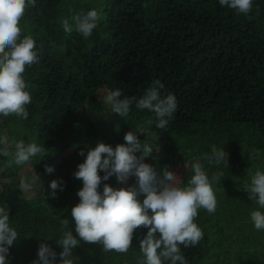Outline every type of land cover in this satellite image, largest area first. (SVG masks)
Returning a JSON list of instances; mask_svg holds the SVG:
<instances>
[{"label":"trees","instance_id":"1","mask_svg":"<svg viewBox=\"0 0 264 264\" xmlns=\"http://www.w3.org/2000/svg\"><path fill=\"white\" fill-rule=\"evenodd\" d=\"M253 3L245 16L221 7L219 0H36L21 27L36 40L41 61L24 74L32 96L28 119L12 118L24 132L38 136L47 154L53 153L47 166L54 172L47 178L42 168L44 192L27 198L19 191V168L10 169L0 156V205L8 206L10 226L19 235L9 249V264H33L44 240L57 253L55 264H62V248L55 240L67 230L65 219L76 235L71 209L80 202L77 192L83 187L73 175L77 166L89 148L98 142L115 148L125 143L129 131L140 141L154 135L166 142L151 146L153 153L144 162L161 174L167 166L183 180L180 186L187 185L194 163H201L209 177L224 173L213 186L216 213L200 209L194 221L203 240L196 247L181 246L188 264H260L258 250L248 254L245 249L262 250L264 236L245 222L255 204L243 190L257 169L264 171V0ZM93 8L101 9L104 20L90 38L75 31L65 34L62 19ZM156 79L165 85L161 95L174 94L178 102L167 131L155 127L153 113L133 103L127 116L117 114L111 129L115 138L109 136L99 123L106 112L104 98L119 89L121 99H139ZM0 121L6 127L4 118ZM221 149L229 168L208 162ZM256 151L259 156L249 159ZM53 180L63 181L64 189L57 190L55 199L50 195ZM104 183L130 187L136 178L118 184L113 176L102 182L101 193ZM144 198L137 197L141 203ZM146 232H137L126 254L106 253L101 245L81 241L73 251L74 264H145L139 242ZM220 236L223 242H234V250L225 243L218 246Z\"/></svg>","mask_w":264,"mask_h":264},{"label":"clouds","instance_id":"2","mask_svg":"<svg viewBox=\"0 0 264 264\" xmlns=\"http://www.w3.org/2000/svg\"><path fill=\"white\" fill-rule=\"evenodd\" d=\"M221 7L235 10L238 15H249L253 11V0H219ZM36 0H0V117H15L27 120V106L32 102L30 85L25 80V72L41 61V51L31 35H24L21 21L26 11L35 7ZM101 14L95 8L80 11L70 20H61L66 35L74 31L83 38L93 35L101 20ZM165 85L153 80L145 89L142 97H122V91L116 89L104 98L111 105L112 112L119 117L127 116L133 103L141 111L147 110L155 116V127L167 131L169 122L174 118L178 102L174 94L161 95ZM2 122V121H0ZM153 124V120L148 121ZM138 132V131H137ZM124 144L111 145L98 142L89 148L86 159L79 164L74 177L83 183L77 192L80 202L71 209L75 222V233L68 229L65 219L63 232L56 244L62 248L59 253L62 264H74L73 251L81 241L101 245L104 252L126 254L133 246L138 231L146 229V235L140 239L139 247L145 257V264H188L181 252L183 248L196 247L204 238L202 229L194 222L200 209L214 215L218 201L214 185L220 184L224 175L218 171L209 177L201 163L192 164L193 175L186 186H180L183 180L170 171L167 166L162 174L152 165L144 162L151 157L153 148L141 142L134 131L124 135ZM136 153H141L137 156ZM79 155L84 156L81 151ZM0 156L7 158L6 166L21 167L30 164L34 158H46L45 147L35 142L26 143L23 139L12 140L0 135ZM259 156V152L248 155L249 159ZM210 165L229 168L227 153L224 149L213 152L208 158ZM45 172L52 174L54 167L45 165ZM103 172L101 176L99 173ZM115 177L118 184H127L130 177L136 183L130 187L113 188L103 181ZM41 183L40 176L21 178L19 191L24 196L35 194V185ZM63 181L50 183L51 197L57 198V190L63 191ZM248 198L258 206L250 213V219L257 231H264V171L257 169L251 175L250 184L244 189ZM143 194L141 203L137 197ZM79 237V239H77ZM19 239L17 230L10 226L9 209L0 205V264H9V249ZM44 240V239H43ZM39 245L38 260L33 264H55L57 253L47 244Z\"/></svg>","mask_w":264,"mask_h":264},{"label":"rangeland","instance_id":"3","mask_svg":"<svg viewBox=\"0 0 264 264\" xmlns=\"http://www.w3.org/2000/svg\"><path fill=\"white\" fill-rule=\"evenodd\" d=\"M98 11L101 14V20L100 22H103L104 20V15L103 12L101 11V9H98ZM103 108L106 110L105 114L99 119V123H101V125H103L104 129H106V132L109 136L113 135V137L115 136L113 130L114 127H116V123L118 120V115L114 114L112 112V109L103 102ZM15 118V117H14ZM14 118L9 117V118H4V121L6 123V127L1 126L0 123V132L2 135L6 134L9 137V140L11 142L12 139L14 140H20L23 139L26 143H31V142H35L36 144L39 145V139L38 136L33 134V133H26L24 132L23 129H21V125L19 122H17ZM14 119V120H13ZM10 131L12 133V135L10 134ZM115 138V137H114ZM141 142H146L147 144H149L150 146H154V145H158L160 147H164L165 145V141L161 140L160 138L155 137L154 135H151L150 138L149 136H144L141 140ZM48 156L46 158H44L43 156H38L36 158L33 159V161L28 164V165H24L21 167H17L19 168L17 171V175L21 178H26L32 175V171L34 169V171L40 176L43 175L45 173H43V170L45 171V165L49 164L52 159L54 158L53 153L52 154H47ZM7 160V158H6ZM13 167H11L10 169H13ZM43 168V170H42ZM14 170V169H13ZM50 174H46L45 177L49 176ZM41 183L42 185L38 182L35 185V194L32 196H26L27 198H36L38 197L42 192H44V178L41 177ZM46 178V180H47ZM20 183V181H19ZM19 187V184H18ZM248 223H251L250 221H245ZM216 244L219 246L222 243H225L226 245H230L231 249L234 250V242L228 241V242H223L222 238L220 236V238H216Z\"/></svg>","mask_w":264,"mask_h":264},{"label":"crops","instance_id":"4","mask_svg":"<svg viewBox=\"0 0 264 264\" xmlns=\"http://www.w3.org/2000/svg\"><path fill=\"white\" fill-rule=\"evenodd\" d=\"M258 208L257 205L254 206V209L253 210H256ZM249 221L251 222V219H249ZM248 227L251 228L257 235L259 236H264V231H257L255 228H254V225L252 224V222L250 224H248ZM252 244L250 245H247V246H251ZM247 251H248V254H251L255 251H257V256H258V261L260 262V264H264V262H262L261 259H264V247H262V250H259L257 248H245Z\"/></svg>","mask_w":264,"mask_h":264}]
</instances>
